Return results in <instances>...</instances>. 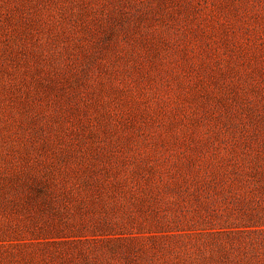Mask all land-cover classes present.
Returning <instances> with one entry per match:
<instances>
[{
  "label": "rangeland",
  "instance_id": "obj_1",
  "mask_svg": "<svg viewBox=\"0 0 264 264\" xmlns=\"http://www.w3.org/2000/svg\"><path fill=\"white\" fill-rule=\"evenodd\" d=\"M0 264H264V0H0Z\"/></svg>",
  "mask_w": 264,
  "mask_h": 264
}]
</instances>
